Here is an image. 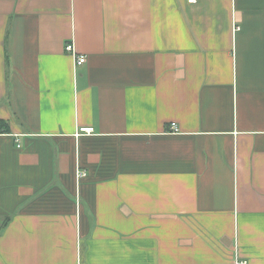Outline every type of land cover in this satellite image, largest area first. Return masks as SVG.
<instances>
[{"label":"crops","instance_id":"obj_1","mask_svg":"<svg viewBox=\"0 0 264 264\" xmlns=\"http://www.w3.org/2000/svg\"><path fill=\"white\" fill-rule=\"evenodd\" d=\"M0 264H264V0H0Z\"/></svg>","mask_w":264,"mask_h":264},{"label":"built area","instance_id":"obj_2","mask_svg":"<svg viewBox=\"0 0 264 264\" xmlns=\"http://www.w3.org/2000/svg\"><path fill=\"white\" fill-rule=\"evenodd\" d=\"M198 1L199 0H188V2H190V3H196ZM66 50L73 55V57L75 59V64L78 65V64H82V63L86 62L87 56L83 55V54H78L76 52L75 46L73 45L72 42H70L66 45ZM80 129H81V131H84V132H93L94 131L93 127H85V128H80ZM171 129L174 131H177L178 130L177 124L173 122L171 125ZM84 174L85 173L82 171H79V173H78L79 176H82Z\"/></svg>","mask_w":264,"mask_h":264}]
</instances>
